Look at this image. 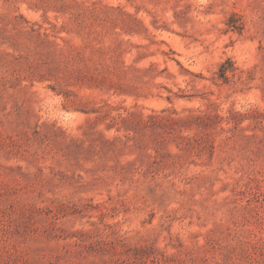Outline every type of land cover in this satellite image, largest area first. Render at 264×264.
I'll return each instance as SVG.
<instances>
[{
    "label": "rangeland",
    "instance_id": "rangeland-1",
    "mask_svg": "<svg viewBox=\"0 0 264 264\" xmlns=\"http://www.w3.org/2000/svg\"><path fill=\"white\" fill-rule=\"evenodd\" d=\"M0 264H264V0H0Z\"/></svg>",
    "mask_w": 264,
    "mask_h": 264
}]
</instances>
